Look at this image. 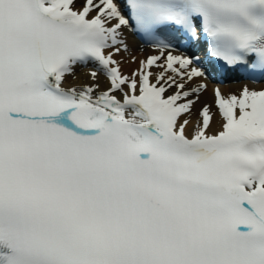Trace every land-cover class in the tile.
Segmentation results:
<instances>
[{"label": "snow or ice", "instance_id": "6c2138e0", "mask_svg": "<svg viewBox=\"0 0 264 264\" xmlns=\"http://www.w3.org/2000/svg\"><path fill=\"white\" fill-rule=\"evenodd\" d=\"M202 36L264 72V0H0V264H264V90L186 134ZM89 64L107 87L68 85Z\"/></svg>", "mask_w": 264, "mask_h": 264}, {"label": "bare ground", "instance_id": "6f19581e", "mask_svg": "<svg viewBox=\"0 0 264 264\" xmlns=\"http://www.w3.org/2000/svg\"><path fill=\"white\" fill-rule=\"evenodd\" d=\"M82 1L83 0H76L77 7L82 6L81 4ZM124 39L128 43L130 50L129 52L124 53L121 57H118V58L123 59L125 61V63L122 65V70L125 74H128L132 70L138 67V63L131 61L132 56H136L137 59H144L147 56L154 54V50L153 48L139 45L136 42L134 36L132 35V32L130 29L124 32ZM91 68H92V65H88L87 67L77 66L75 79H73V77L71 76L67 77L68 85L71 86V85L99 83L101 85V88L105 89L108 85L106 78L102 74L98 73L99 80L93 81L90 75H88ZM153 71H159V69H153ZM194 80H195V84L205 83L207 85V88L202 90L199 93V99L196 101V103L193 106L192 116L190 117L191 123H190V126L186 127L185 129L186 134L191 133L193 129L195 128L198 122V119H199V116H198L199 110L203 107L204 104L210 105V111L216 113V115L214 116V122L210 124V128L213 130H219L221 118L219 116L218 109L215 106L214 90L216 88H219L221 90V93L224 96H228L229 94H236L237 96H239L245 85H239V84L218 85V84L208 81L205 77L203 79L194 78ZM195 84H193V86H195ZM247 86L249 87L250 90H253V89L257 91L264 90V84L247 85Z\"/></svg>", "mask_w": 264, "mask_h": 264}]
</instances>
